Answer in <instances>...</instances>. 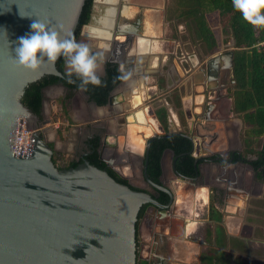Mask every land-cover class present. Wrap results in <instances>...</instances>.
<instances>
[{"label":"water","instance_id":"obj_1","mask_svg":"<svg viewBox=\"0 0 264 264\" xmlns=\"http://www.w3.org/2000/svg\"><path fill=\"white\" fill-rule=\"evenodd\" d=\"M84 1L0 0V264H136V223L140 208L148 204L155 211L163 210L162 215H165V210H171L174 203L170 187L154 183L146 176L151 141L182 135L192 143L193 129L196 137H204L199 127L206 121L195 122L197 113H194L188 123V133L164 135L158 131L146 139L141 153L143 173L154 189L168 195L166 205L159 204L146 192L118 183L106 170L90 164L85 157L75 168L55 167L53 149L39 132L41 122L23 106L21 98L29 84L45 75L59 79L63 75L57 70L56 62L43 63L38 70L31 71L18 67L13 58L18 38L30 33V25L37 19L57 30L62 38L72 36ZM136 34L134 30L115 29L107 40L113 48V56L107 62L118 64L119 71L126 51L133 49L138 38H142L134 36ZM232 56V51L213 56L207 61V72L212 63V69L218 72L219 62L224 61L225 73L231 78ZM211 79L215 80L203 72L194 75L196 95L216 87L217 80ZM47 88L43 90L42 107ZM80 92L89 99L85 91ZM91 104L96 106L92 101ZM202 109L200 105L201 112ZM205 145L206 140H203L201 147L207 152ZM166 153L173 157L171 167L175 178L194 186L201 176L198 159L194 162L195 177H182L175 173L177 157L169 149L163 151L160 159V180L164 177ZM215 159L227 164L220 157ZM99 160L104 161L101 156ZM166 213L172 226L174 211ZM145 220L150 222L151 216H146Z\"/></svg>","mask_w":264,"mask_h":264},{"label":"crops","instance_id":"obj_2","mask_svg":"<svg viewBox=\"0 0 264 264\" xmlns=\"http://www.w3.org/2000/svg\"><path fill=\"white\" fill-rule=\"evenodd\" d=\"M130 2L132 3L134 1L95 0L93 6L95 5V9L96 6L101 9L100 15L92 23L91 14L89 28H86L83 34L80 35V38L83 37L86 41L82 42L87 43L93 51L103 50L106 52L103 71L102 73H98L100 76H102L105 71L106 64L108 63L107 60L113 56V48H111L110 42L107 40L112 33L115 32V29L120 32H125L128 28L132 27L124 14V10ZM148 3L149 2H143V4ZM120 6H123L122 9H119ZM152 9L154 31L142 36V38H138L136 46L132 49L133 55L127 59L129 62L125 66H121V68L124 66V73L122 74L123 80L113 91L110 104H106L102 107L94 106L82 92L77 91V93L72 96L71 104L68 109L73 124L72 128L69 130V132H71L70 136L66 140L68 147H65V142H55V138H52L53 140H46L49 144L55 143L58 146V150L61 152L66 148L65 152L71 153L74 148V155L70 157V161L79 159L80 153L84 150V147H86V142L94 137L102 142L103 148L105 147L106 151H112L115 145H119V143L121 145L125 142L128 144L132 141L128 137L131 131V137L135 140V145L143 150L140 132L146 133V136H149L151 131L156 129L162 131L161 126L154 116L155 110L152 111L149 107H146V101L150 98L148 94L146 95V84L148 83L149 73L154 72V74H156L157 70L162 66L166 67L164 59H162L161 64H159L160 60L158 56L163 53L161 50L162 44H160V36L162 37V35L168 31L169 27L165 25L166 19H161L162 17L157 13L159 12V10H156L158 8L152 7ZM54 87L55 86H51L47 88L46 91L49 89L52 90ZM59 91L64 95L68 93L67 89L61 85L59 86ZM78 93L79 95L81 94L80 96H82L87 103L80 100L78 101V99L76 100V95ZM127 96H129V106L125 107L124 104ZM169 98L170 97H168L167 100H169ZM56 99L57 97L52 100L53 108L56 106ZM178 100H180L179 97ZM188 101L190 104L189 110L191 111V97H189ZM166 108L169 125L173 127L172 131L175 133H188L190 130L188 123L192 121L194 111L193 113L188 112L189 117L186 116L184 119L181 109L178 111L179 117H176L173 109L168 104H166ZM230 111L231 113L227 115L225 112H221L218 107L216 110L213 108L211 112L208 113L206 122L199 127V133L204 136L200 138L201 141L206 140L205 148L207 152L203 150L204 155L217 156L218 153H221L227 156L236 149H239V151L241 150L240 133L243 128L247 127L242 118L240 120L230 119V115L233 113L232 108ZM137 112L142 113L145 124L128 126V118L130 116L132 117V115H136ZM197 113H200V111L198 110ZM195 117L197 119H195V122H203L202 117L198 114H196ZM152 118L154 120H152ZM118 119H121L123 122L124 129L122 132L118 131L115 126L116 124L118 125ZM182 120H184V124ZM55 133L57 132L55 131ZM194 133L193 129L192 136H195ZM169 134L172 133L169 131ZM121 139L124 142H121ZM56 150L57 149H55V151ZM132 154L135 156L139 155L134 152ZM169 157L171 158L170 155ZM242 158L247 160L245 157ZM227 160V164L222 169L223 175L219 169L221 163L218 161L214 163L202 161L200 168L201 176L194 186L190 183L177 180L173 172L172 178L166 182L168 187H170L172 183L175 186L177 182V184L180 185L177 186V191L181 190V188L185 189V187L187 190H189L191 186L194 187V191L188 193V195L190 194L194 200L193 203H196V205H193L192 202L187 206L182 205L179 196L174 193V204L172 206V210L174 211L172 220L174 223L172 226L171 222L165 225L163 232L164 237L167 236L172 240V243L174 241L184 243L188 251L189 249L191 250L190 245H195L197 248L195 251L193 250V253H186L184 255L178 254V259L175 260L176 263L172 264H264V250L262 254L257 255L250 253L249 249L252 241H254V245H257L256 247L261 246L262 242L264 246V232L260 236H255L257 229L261 232L259 228L264 229V227L257 226L254 223H247L250 221L246 213L247 210L245 205L247 204V198L250 196V192L240 194L241 191H239L232 182L235 179L237 180V178H241L240 174L243 171L249 174L250 180L251 170L243 164L245 161L241 163L240 161ZM100 161L104 164L110 163L105 160ZM138 163L139 162H137V164ZM136 168L138 172H136ZM133 170L136 174V179L140 177V165H135ZM217 177L219 180H217ZM206 179L209 181L202 182ZM133 180L135 179H131L132 182ZM140 183L144 185L141 180ZM257 189H259V193L257 194L259 198L262 194V185H259ZM173 191L172 189V192ZM216 193H221V199L216 196ZM197 204L199 205V209L195 207ZM211 209L217 210L221 219H217L215 215H212L211 218ZM181 211L186 213L182 216L180 215ZM193 236L197 237L198 240L191 241L189 237Z\"/></svg>","mask_w":264,"mask_h":264},{"label":"trees","instance_id":"obj_3","mask_svg":"<svg viewBox=\"0 0 264 264\" xmlns=\"http://www.w3.org/2000/svg\"><path fill=\"white\" fill-rule=\"evenodd\" d=\"M93 4L94 0L84 1L77 27L72 35L76 40L80 37L83 27L90 22ZM169 13H171L170 10ZM210 13L217 15L218 25L223 34H226L234 43L231 66V78L234 83L229 90V95L232 100V112L244 120L247 127L246 134L248 135V138L244 139L246 150L241 156L252 155L256 157L255 160L250 162V166L254 169L256 178L264 183V169H262L264 166V28H254L246 23L240 13L234 11L232 0H173V18L177 19L178 23L185 24L193 41L203 43L207 53L215 52L218 45L217 39L208 25L207 15ZM55 65L63 75L62 79L45 75L40 80L29 84L21 98L23 106L28 108L37 118L41 117L43 90L46 87L56 84L63 85L68 91L65 97L67 100H70L73 93L78 91L79 81L77 80L75 84L69 83L64 77L63 57L58 59ZM121 79L122 74L117 65L108 63L105 68V75L101 76L102 86L88 85L85 94L89 96V101L94 102L96 106H105L110 92L120 84ZM163 84H161L162 87H164ZM169 101L180 111V100L177 96H173V100L170 97ZM64 114L67 115L66 112ZM154 116L164 134L168 135L167 108L164 106L156 108ZM182 123L184 124V120H182ZM261 138L263 139L261 147L257 150L251 149L250 146L254 140ZM93 144V150L85 159L95 167L106 170L118 183L127 185L125 180L118 178L113 172L107 170L105 164L99 160L97 139ZM49 147L52 148V145L49 144ZM165 149L172 150L174 156L177 157L174 163L177 175L186 178L195 177L194 162L196 159L190 155L192 143L182 135H174L155 138L151 141L146 168V175L151 181L159 183L161 175L160 159ZM57 160L55 157L52 158L57 169L75 168L81 162V160L69 161L63 167L57 163ZM201 161V159H198L197 164H200ZM234 161H238V156L234 157ZM129 188L136 190L133 187ZM163 198L167 199V196H163ZM144 208L145 206L142 207L139 217L142 215ZM212 215H215L217 219H221L217 210L211 209V218Z\"/></svg>","mask_w":264,"mask_h":264},{"label":"rangeland","instance_id":"obj_4","mask_svg":"<svg viewBox=\"0 0 264 264\" xmlns=\"http://www.w3.org/2000/svg\"><path fill=\"white\" fill-rule=\"evenodd\" d=\"M131 1V0H130ZM134 2H136L137 0H133ZM141 2H149L148 4L150 5H158L159 8V12H157L160 17H162L163 11L165 10V15L167 12V16H166V21H165V25H168V31L166 33H164V35H162V37L160 36V44H162V54L159 55V64H161L162 59L165 60V66H169L171 63H173L174 65L177 66V68H179V77L182 80H186L188 81V85H183L182 87H177L175 90H173L172 92H167V90H165L164 87L161 86V84H163V80L161 78V81H159L160 84V88L156 87V80H158V76L157 73L154 74L153 73H149V78H148V83L146 84V88H147V93L148 96H150V98L147 99L146 101V107H149L150 110L154 111L156 108L160 107V106H164L166 107V104H168L172 109L173 112L175 113L176 117H179L178 115V111L179 109H176L174 107V104L171 103L168 99V97L172 96H178L180 98V104L181 107L180 109L183 112V116L184 119L186 118V116L189 117V113L191 112L193 113V109L190 111L189 110V97H191V99L193 100L194 97H199L202 94H197L194 92V75L199 74L200 72L203 71L204 68V63L206 64V62L211 59L213 56L217 55V54H224L227 52L232 51L233 52V40L228 38V36L226 34H223L222 30L220 29L219 25H218V17L215 13H210L207 15V20H208V25L211 28V30L213 31L215 38L217 39V49L215 52L213 53H207L205 51V46L203 43L199 42H194L193 39L191 38V36L189 35L187 28L185 26L184 23H178L177 19L173 18V14H172V9H173V0H165V2L160 1V0H140ZM163 5L165 6V8L163 9ZM168 7V8H167ZM169 10L171 11V13H169ZM101 12V9L98 8L96 6L95 9V5L92 8V23L95 19L98 18V16L100 15L99 13ZM151 13V11H150ZM153 15V12L152 14ZM162 19V18H161ZM177 26H182L183 28L178 29ZM165 27V26H164ZM84 32V30H83ZM78 42H82L85 41L83 37H79ZM86 42V41H85ZM135 56V55H134ZM195 61H197L198 64L195 65ZM187 62V63H185ZM222 63V62H221ZM225 63V62H224ZM164 64V63H163ZM192 65L194 66V68L192 67ZM189 73H191V76L188 75L186 76L185 74V70L189 71ZM133 70V68H132ZM193 74V76H192ZM156 76V78H155ZM158 84V85H159ZM164 85V84H163ZM59 84L56 85L54 87V89L52 90H45L44 93V107H43V115L40 119L36 118L37 121L41 122L40 124V129H41V133L43 134V137L45 140H51L52 138H55V142H61L66 144L67 143V138L70 136L69 130L72 128V120L71 117L68 113V109L70 107L71 104V100H67L65 97L66 95H64L63 93H61L59 91ZM150 88V89H149ZM149 89V91H148ZM77 92H74V94H76ZM178 93V94H177ZM81 95V94H80ZM79 93L76 95L78 99V101H82V102H86L87 101L80 96ZM57 97V102H56V106L55 108H53L52 106V100ZM166 98V99H165ZM186 99V100H185ZM173 100V99H172ZM224 103L226 101L223 100ZM223 103V105H224ZM228 107L227 109L230 107V101L228 100ZM55 105V104H54ZM125 107L129 106V96L126 97V101L124 104ZM192 108H194L192 106ZM223 106L220 107L221 112H224V110H222ZM129 109V108H128ZM64 112L67 113L64 114ZM195 116V115H194ZM230 119H241L239 118L237 115H235L234 113H232L230 115ZM196 119V117H194ZM70 120V121H69ZM197 120V119H196ZM195 120V121H196ZM118 125L116 124V128L118 129V131L122 132L124 127H123V122L121 119H118ZM169 123V122H168ZM58 125V127H57ZM158 125V124H157ZM181 125V123H180ZM57 127V128H56ZM219 127V125H218ZM173 127H170L169 125V131L170 133H175L174 131H172ZM43 129V130H42ZM55 131L57 133H55ZM247 128H243V130L240 133V141H241V152L243 153L246 150L245 147V142L244 139L248 138V135L246 134ZM162 134H164L163 131H161ZM53 140V139H52ZM121 142H124L121 139ZM54 146V157L57 160V163L61 166H65L70 160H71V156L74 155V148L72 150L71 153H67L65 152L66 148L63 149V152L58 150V146L55 143H51ZM262 144V138L261 139H257L254 140V142L251 144V149L257 150L258 148L261 147ZM67 146V144L65 145V147ZM68 147V146H67ZM55 149H57L55 151ZM170 154H166L165 158H164V180L166 179V181H168L170 178H172L173 174H172V170H171V158L169 157ZM246 159L251 160L254 159L252 155H244ZM53 158V157H52ZM136 172H138V169L136 168ZM139 174V173H138ZM242 174V172H241ZM245 182H246V186L249 185V174L246 173L245 174ZM134 184H137L139 186H143L140 183V178L138 177L137 179L133 180ZM257 183V182H256ZM168 184V183H167ZM177 184V182H176ZM176 189L174 184L172 183L170 185V187L175 191H173L175 193V195L179 196V200H181L182 205L187 206L188 204H192L196 205V203H193V198L192 196H190V194L188 195V193H192V191H194V187H190L189 190L183 189L181 188V190L177 191V186H180L179 184H177ZM259 184V183H258ZM262 185V194L260 195V197L258 198V196L256 194H254V191L257 189L258 185L254 184V187H252L250 192V196L247 198V204L246 206V213L249 216V221L247 223H254L257 226H262L264 227V184ZM184 186V185H182ZM189 191V192H188ZM241 191V190H239ZM244 191H241L240 194H243ZM218 194V195H217ZM216 196H218L221 199V193H216ZM181 205V206H182ZM198 204L197 206H195L196 208H198ZM195 208V209H196ZM199 209V208H198ZM186 212H180V215L183 216V214H185ZM192 215V213H191ZM252 220V221H251ZM146 223V221H145ZM153 222H151L150 224L146 223V228L147 232L145 230V232L148 235H151V226H152ZM261 229V232L258 231L256 232L255 236H260L263 232L264 229L263 228H259V230ZM259 238V237H257ZM192 241L198 240L197 237H191ZM174 244L177 242H173ZM256 243V242H255ZM144 244V242H142V245ZM178 244V243H177ZM183 244V243H182ZM257 245H254V241H252L251 246H249L250 249V253L252 254H262L263 252V242L261 246L256 247ZM191 250H196L197 246L195 245H190ZM195 264V263H194Z\"/></svg>","mask_w":264,"mask_h":264},{"label":"flooded vegetation","instance_id":"obj_5","mask_svg":"<svg viewBox=\"0 0 264 264\" xmlns=\"http://www.w3.org/2000/svg\"><path fill=\"white\" fill-rule=\"evenodd\" d=\"M160 1L165 2V0H160ZM128 4L129 5H127V8L124 10V14L126 15V19H128V21L131 23L132 27L128 28V30H126V31H129V30L133 31L134 30L137 33L136 35H134L136 37H138V35L145 36L149 32L154 31V22L152 19L153 16L151 15L153 12L152 7L159 8V6L158 5H150V4H143V2H141V1L132 2V3L130 2ZM164 8H165V6L163 5V9ZM156 10H158V9H156ZM150 11H151V13H150ZM166 16H167V12L165 15V10H164L163 14H162V19L166 18ZM87 25H89V23ZM84 27L82 29V32H83V30L86 29V28L84 29ZM220 54H222V53H220ZM132 55H133L132 49L129 48L126 51L124 58L122 59L123 60L122 65L125 66L129 62V61H127V59L130 58ZM108 63H110V62H108ZM111 64H114V63H111ZM116 65H117L118 70H119V65L118 64H116ZM225 65L226 64L224 63V61L222 63L219 62L218 72H215L212 69V67L214 66V63H212L209 67V73H208L207 72V62H206V64L204 63V68L202 71L203 74L204 75L209 74L211 78H214L215 80H217V82H216L217 85L213 89L205 90L204 94L201 95V101L199 104L197 103L196 96L192 100V106L194 107L192 109H193L194 113H195V111H196V113L198 110L200 111V105L203 108L202 112L200 111V113H197V114H201L200 117H202V121L207 120V112H211L209 110H212L213 108H214V110H216L217 107H218V109H220V107L223 106L222 110H224V112L227 115L231 113L230 109L232 108V100H231L230 95H229V90H230V88L234 82L231 83V78L226 75ZM124 66L120 69V71L122 70L121 74L124 73ZM192 67L194 68L193 65H192ZM190 70L191 69H189V71L185 70L186 76H188V75L191 76V73H189ZM156 73L158 76V80H156V87L160 88L158 84L162 78L164 81V88L167 90V92H172L177 87L178 88L182 87L185 84L188 85L187 79L186 80L180 79L179 68H177V66L174 65L173 63H171L167 67L162 66L159 70H157ZM192 76H193V74H192ZM155 78H156V76H155ZM122 79H123V77H122ZM122 79H121V82H122ZM211 80L215 81L213 79H211ZM56 85H58V84H56ZM56 85H53V86H56ZM49 87H51V86H49ZM225 99H226V101L224 103L223 100H225ZM228 100L230 101L231 107H229L227 109ZM223 103H224V105H223ZM42 115H43V107L41 110V117H42ZM40 118H38V119H40ZM128 132H129V130H128ZM156 132H158L157 129L154 131H151L149 136H153ZM131 135H132V133L130 131V133L128 135V137L132 140V141H130V143L126 144L127 142H125L124 144H121V145L119 143V145H115V147H113L114 150H112V151H106L105 147L103 148L102 142L99 141L98 138L94 137L92 139H89L85 144L86 147H84V150L79 155L80 158L75 160V161L81 160L82 158L89 155L94 148L93 143L97 139L98 144H99L98 155L101 156V158L104 159L105 161L110 162L108 164L112 165V166H108V164H105L107 170L113 172L118 178L125 180L129 187H133L136 190L146 192L152 198H154L159 204L166 205L169 202L168 195L162 191H158V190L154 189L153 186L145 178L144 173H143V161L141 160V158L142 159H144V158L142 157L141 153L143 152L144 147H145V143H144L145 140L143 139V137L144 136L146 137V133L140 132V137H141V141L143 144V150H142V148L140 149L135 145V143H134L135 140H133ZM125 139H126V137H125ZM52 149H53V157H54L53 146H52ZM133 152L136 154H139V155L135 156L134 154H132ZM241 154H242L241 150L239 151V149H236L235 151H233V153L230 152L227 156H224L221 153H218L217 156H206L203 154L202 157L199 159L203 160V162H204V160L210 161L212 159L220 157V158H222L223 162L225 163L226 161H228L227 159L234 160V157L238 156V161H240L241 163H243V161H245V163H243V164L246 165L251 170L250 182H249V186L246 187L245 186V173L246 172H244V171L242 172V174H240L241 178H237V180L235 179L232 182L235 184V186L238 190H241L244 192H249V191H251L252 187H254V184L259 186V185L264 184V183L259 181L256 178L255 171L250 166V162L255 160L256 157H253L254 159H252V160H248V159L245 160L242 158ZM170 156H171V162H172L173 157H172V155H170ZM217 161L219 163H221L217 159H215L214 161H210V162L214 163ZM137 162H139V163L137 164ZM246 162H249V164ZM135 165H140L141 174H140L139 178H140L141 182L144 184L143 186H139L137 184H134L131 181V179H136V174L133 170V167ZM200 165H201V163H200ZM224 166L225 165L221 164V166L219 167L222 175H223L222 169L224 168ZM171 169H172V167H171ZM262 169H264V166ZM217 180H219L218 177H217ZM226 180H227V178H226ZM207 181H209V180L206 179L202 182H207ZM166 182L167 181H166V179L164 180V177L161 178V180L159 177V183H157V184H161L164 187H168L166 185ZM258 193H259V189H256L254 191V194L257 195ZM162 195L167 196V199H164ZM144 206H145V208L143 210V213L140 217L137 216V223H136V226H137L136 238H135L136 239V252H137L136 264H143V263H145V264H172V263H176L175 260L178 259L177 258L179 256L178 254L184 255L186 253H193V250H190V249H189V251L187 250L184 243L182 244V242L176 241L178 244L177 243L173 244L171 239H169L167 236L164 237V233H163L164 228H165V225H167L169 223V217H170V216L169 217L167 216L166 212L169 213V211H172V207L170 208L171 210L166 209L165 215H162L163 210L162 211L161 210L155 211L148 204L144 205ZM142 207L140 208L139 213L142 210ZM139 213H138V215H139ZM148 215L151 216L150 222H147L145 220V217ZM145 221L147 223L153 222V224L151 226V230H152L151 235H148V236L146 233L147 229H145L146 228ZM139 225H140V228H139ZM145 230H146V232H145ZM193 237H195V236H193ZM189 239L191 240V237H189ZM142 242H144L143 245H142Z\"/></svg>","mask_w":264,"mask_h":264},{"label":"clouds","instance_id":"obj_6","mask_svg":"<svg viewBox=\"0 0 264 264\" xmlns=\"http://www.w3.org/2000/svg\"><path fill=\"white\" fill-rule=\"evenodd\" d=\"M234 11L240 13L243 20L254 28H264V0H232ZM30 33L18 38L14 63L18 67L36 71L43 63H55L63 57L64 77L75 84L78 90L87 91L88 85L102 86L101 76L106 52L93 51L84 42H78L71 35L61 37L54 28L39 19L30 25Z\"/></svg>","mask_w":264,"mask_h":264},{"label":"built area","instance_id":"obj_7","mask_svg":"<svg viewBox=\"0 0 264 264\" xmlns=\"http://www.w3.org/2000/svg\"><path fill=\"white\" fill-rule=\"evenodd\" d=\"M183 27L182 26H178V29L180 31V29H182ZM187 63V62H185ZM198 97H196V100ZM201 100V98H200ZM196 113V112H195ZM39 132H41V129L39 130ZM201 139L196 137V136H193V139H192V150L190 152V155L194 158V159H199L202 157L203 155V150H202V147H201Z\"/></svg>","mask_w":264,"mask_h":264},{"label":"bare ground","instance_id":"obj_8","mask_svg":"<svg viewBox=\"0 0 264 264\" xmlns=\"http://www.w3.org/2000/svg\"><path fill=\"white\" fill-rule=\"evenodd\" d=\"M103 37V36H102ZM102 37H99V38H102ZM108 39V38H107ZM200 90V89H199ZM200 98H201V96H199L197 99V103L199 104L200 103ZM150 117V116H149ZM134 119V120H133ZM152 120H154L153 118H152ZM144 117L142 116V113H136V115H132V117L130 116L129 118H128V123H129V125L128 126H133L134 124H136V125H143V124H145L144 123ZM157 131H159L158 129H157ZM139 134V133H138ZM149 137H151V136H144L143 137V139L146 141V139L147 138H149ZM145 143V142H144Z\"/></svg>","mask_w":264,"mask_h":264}]
</instances>
